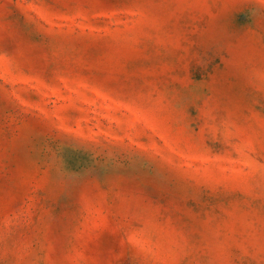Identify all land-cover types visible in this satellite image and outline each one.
Segmentation results:
<instances>
[{
    "label": "rangeland",
    "instance_id": "374dc122",
    "mask_svg": "<svg viewBox=\"0 0 264 264\" xmlns=\"http://www.w3.org/2000/svg\"><path fill=\"white\" fill-rule=\"evenodd\" d=\"M0 264H264V0H0Z\"/></svg>",
    "mask_w": 264,
    "mask_h": 264
}]
</instances>
